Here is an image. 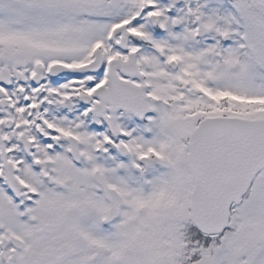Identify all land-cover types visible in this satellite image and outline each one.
<instances>
[{"label":"snow or ice","instance_id":"6c2138e0","mask_svg":"<svg viewBox=\"0 0 264 264\" xmlns=\"http://www.w3.org/2000/svg\"><path fill=\"white\" fill-rule=\"evenodd\" d=\"M0 264H264V0H0Z\"/></svg>","mask_w":264,"mask_h":264}]
</instances>
